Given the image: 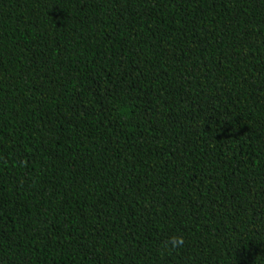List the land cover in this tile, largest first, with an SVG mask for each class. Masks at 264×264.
<instances>
[{
  "label": "trees",
  "instance_id": "obj_1",
  "mask_svg": "<svg viewBox=\"0 0 264 264\" xmlns=\"http://www.w3.org/2000/svg\"><path fill=\"white\" fill-rule=\"evenodd\" d=\"M0 264H264V0H0Z\"/></svg>",
  "mask_w": 264,
  "mask_h": 264
},
{
  "label": "clouds",
  "instance_id": "obj_2",
  "mask_svg": "<svg viewBox=\"0 0 264 264\" xmlns=\"http://www.w3.org/2000/svg\"><path fill=\"white\" fill-rule=\"evenodd\" d=\"M184 244V238L182 235L174 234L169 237L168 241L166 242V247L170 248H177Z\"/></svg>",
  "mask_w": 264,
  "mask_h": 264
}]
</instances>
